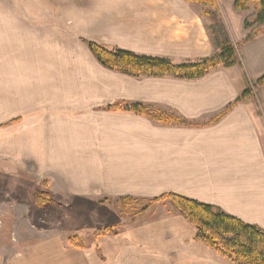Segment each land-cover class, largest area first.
<instances>
[{"label":"crops","instance_id":"0c3cea01","mask_svg":"<svg viewBox=\"0 0 264 264\" xmlns=\"http://www.w3.org/2000/svg\"><path fill=\"white\" fill-rule=\"evenodd\" d=\"M25 1L21 14L19 0H12V6L0 0V87H10L7 93L0 88V129L9 128L12 153L34 151V164L47 173L41 180L49 181L54 200L59 197L61 205L82 209L79 199L103 200L104 205H92L90 212L108 226L112 208L117 210L122 198L149 200L176 193L264 229V111L258 95L246 97L213 122L249 87V76L264 71V32L246 42L244 28L234 66H219L194 80L169 77L175 80L171 92L156 95L148 104L122 98L97 106L87 96L81 99L83 106L68 105L60 94H45L37 97L42 102L33 108L27 105L32 109L28 114H17V102L32 96L20 94L19 86H64L68 71L83 69L91 59L103 70L120 74L103 67L84 39L80 51L69 52L60 26L45 27V19L51 17L67 23L66 5L71 1ZM204 30L207 33L206 26ZM209 42L211 56L214 47L210 38ZM121 101L151 108L150 104L188 123L168 124L133 112L101 109ZM162 204L166 203L142 208L131 224L95 236L89 244H69V249L43 255H37L38 250L44 252L38 248L17 264H235L197 241L196 227L170 202Z\"/></svg>","mask_w":264,"mask_h":264},{"label":"rangeland","instance_id":"374dc122","mask_svg":"<svg viewBox=\"0 0 264 264\" xmlns=\"http://www.w3.org/2000/svg\"><path fill=\"white\" fill-rule=\"evenodd\" d=\"M5 1L12 6V0ZM19 1L21 11L22 4H26V1ZM69 1L71 6L68 2L66 5L67 23L64 24L60 20L54 21L53 17L45 19L47 29L51 30L55 24L57 27L60 26L69 52L71 49L80 51L79 47L85 45L82 42L83 39L93 38L101 41L108 48H122L141 54L160 56L174 63L196 62L214 55L212 53L209 56L211 48L208 47H211V43L204 30L205 26L212 24V20L203 16L206 9L203 5L190 4L185 0ZM216 2L215 10L233 43L240 46L239 40L246 35L245 29L248 30L247 35L253 37L264 32V22H257L256 1L249 2L245 9H237L236 0H216ZM24 10L26 11V7ZM79 12L81 16L77 15ZM79 18L82 19L77 20ZM80 56H84L83 51ZM67 75V84L64 86H19L20 94L26 95L31 92L32 96L30 100L17 102L16 113L28 114L32 109H28L27 105L31 104L30 108H33V104L42 102L37 100L41 99L37 97L42 95L46 97L47 94L51 95V98L57 94L62 95L67 99L68 105L83 106L86 102H81V99H86L87 96L97 106L122 98L143 100L148 104L153 102L156 95L170 93L172 84L174 85L175 82L169 77L129 78L103 70L92 59L83 65V69H72ZM262 75L264 71L251 74L249 88L253 89L255 82ZM0 88L4 93L10 90V87ZM37 90L40 91L38 94L33 93ZM255 95H258L260 108L264 111V88L259 89L258 93L255 92ZM149 106L155 109L153 105L149 104ZM0 133H2V139H0V264H17V259L28 256L38 248L43 249L44 252L40 253L38 250L37 255H43L47 251L54 253L69 249L70 238L76 236L84 244L91 243L96 236V230L106 226V224L101 225L102 221L98 222L99 217L90 212L92 205H104L103 200L92 203V200L87 198L79 199L77 205L84 204L82 209L74 207V204L61 205L57 201L58 197L50 209H38L31 195L41 189V179H45L47 173L42 172L41 166L34 164L35 160L32 156L34 151L19 149L15 153L11 152L9 128L0 129ZM148 203L147 199H134L128 208L117 204V210H115L113 206L108 226L119 228L124 224H131L136 212ZM37 244L40 245L36 247Z\"/></svg>","mask_w":264,"mask_h":264},{"label":"trees","instance_id":"16d2710c","mask_svg":"<svg viewBox=\"0 0 264 264\" xmlns=\"http://www.w3.org/2000/svg\"><path fill=\"white\" fill-rule=\"evenodd\" d=\"M190 4L206 7L204 17H209L212 24L206 26L207 33L214 47V55L196 62L174 63L171 60L148 54H141L122 48H108L98 42L84 39L97 61L105 68L134 78L174 77L178 79H199L219 66L232 67L238 61V45L234 44L219 14L215 10L216 0H185ZM251 1L257 2V22H264V0H236L237 9H245ZM260 32V31H259ZM253 39L248 36L246 42ZM264 86V75L257 79L253 89L246 88L241 96L225 110L220 112L213 122L218 121L236 107L243 99L254 94ZM106 111L133 112L146 116L156 122L168 124H187L188 122L174 115L157 112L139 102H116L101 107ZM17 120V119H16ZM41 189L34 192V205L40 210H48L54 204L49 189V181H41ZM134 199L122 198L118 204L130 207ZM143 210L154 203L170 202L190 223L196 227L195 239L214 250L222 257L235 264H264V229L255 224L244 222L222 208L200 202L176 193H165L148 200ZM96 236L114 233L111 226L100 227ZM70 245L83 246L79 237L70 238Z\"/></svg>","mask_w":264,"mask_h":264}]
</instances>
